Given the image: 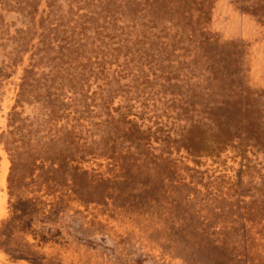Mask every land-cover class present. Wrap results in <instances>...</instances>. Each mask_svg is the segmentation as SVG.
Instances as JSON below:
<instances>
[{"label": "rangeland", "instance_id": "1", "mask_svg": "<svg viewBox=\"0 0 264 264\" xmlns=\"http://www.w3.org/2000/svg\"><path fill=\"white\" fill-rule=\"evenodd\" d=\"M0 264H264V0H0Z\"/></svg>", "mask_w": 264, "mask_h": 264}, {"label": "trees", "instance_id": "2", "mask_svg": "<svg viewBox=\"0 0 264 264\" xmlns=\"http://www.w3.org/2000/svg\"><path fill=\"white\" fill-rule=\"evenodd\" d=\"M145 157V159H146V156H144Z\"/></svg>", "mask_w": 264, "mask_h": 264}]
</instances>
